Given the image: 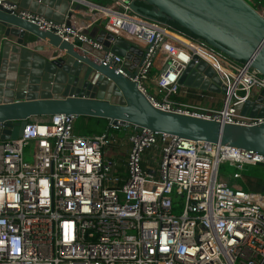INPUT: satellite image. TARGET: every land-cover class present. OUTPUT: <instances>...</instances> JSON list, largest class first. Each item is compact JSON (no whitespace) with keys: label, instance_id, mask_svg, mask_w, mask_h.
Returning <instances> with one entry per match:
<instances>
[{"label":"built area","instance_id":"built-area-1","mask_svg":"<svg viewBox=\"0 0 264 264\" xmlns=\"http://www.w3.org/2000/svg\"><path fill=\"white\" fill-rule=\"evenodd\" d=\"M2 1L11 15L77 48L103 49L68 18L56 23ZM68 1L86 8L90 18L80 17L88 28L97 26L141 52L132 56L137 63L129 61L136 71L130 80L154 108L227 125L264 123L236 110L252 92L264 91V77L248 64L134 13V0ZM101 62L124 75L122 57L107 53ZM191 62L205 63L220 81V108L173 101L188 89L178 81ZM31 120L21 137L0 139V264H264V193L245 192L219 176L229 164L237 169L232 180L238 179L245 166L264 167V156L109 124V131L127 134L123 178L117 164L104 159L109 132L76 134L72 115ZM29 144L32 163L23 159Z\"/></svg>","mask_w":264,"mask_h":264},{"label":"water","instance_id":"water-1","mask_svg":"<svg viewBox=\"0 0 264 264\" xmlns=\"http://www.w3.org/2000/svg\"><path fill=\"white\" fill-rule=\"evenodd\" d=\"M2 4L56 23L72 15L90 18L85 7L71 5L68 0H5ZM129 8L148 20L176 24L264 77V0H134ZM99 35V39L89 36L102 44V51L85 46L80 49L75 42L68 43L0 7L1 140L21 137L31 119L72 115L264 156V123L227 125L154 108L130 80L136 71H131L129 61L134 54L140 57L141 52L104 31ZM40 42L54 49L57 58L51 60L29 49V44ZM107 53L124 59V75L101 62ZM178 83L216 95L225 92L213 70L203 62L189 63ZM236 110L250 119H264V91ZM260 193H264V187Z\"/></svg>","mask_w":264,"mask_h":264},{"label":"crops","instance_id":"crops-1","mask_svg":"<svg viewBox=\"0 0 264 264\" xmlns=\"http://www.w3.org/2000/svg\"><path fill=\"white\" fill-rule=\"evenodd\" d=\"M85 1L90 2V3H94V4H98V5H105L106 4V2H105L106 0H85ZM19 10H21V9H19ZM21 11H24V10H21ZM25 12H27V11H25ZM28 13H30V12H28ZM69 21L74 26H76L77 28H83L82 32L84 34L87 33L86 35H88V36L93 34V37L96 36V38H98V39L100 38V35H99L100 28L97 26H91L88 28L87 21L84 20L82 17L72 15L71 17H68V22ZM101 31H103V30H101ZM104 32H105V34L106 33L109 34L106 31H104ZM26 37L31 38V35L26 34ZM103 40H104V38H103ZM28 46H29V49L31 51H33L34 53H38V51H39L38 54H41L45 58H48L51 60L52 59L54 60L55 58H57V52L54 49L47 46L45 43H41V42L40 43H31ZM41 48H43V49H41ZM40 50H42V51L40 52ZM185 91H186V93H184ZM258 93L259 92H256V91L252 92L251 97L255 98ZM221 97H222L221 94H217V96L215 98H213V97L208 98V97H205L201 91L188 88L186 90H182L180 92V94L173 99V101H175L179 104H182V105L195 106V107H199V108H203V109L204 108L218 109L221 107ZM35 120L45 122V121H47V118H36ZM86 125H87L86 121L76 120L75 124H74V132L76 134L81 135L79 132H81V130L84 127H86ZM1 134H2V130H0V137H1ZM110 134L112 136L111 137L112 143L109 146V148L105 151L104 159L106 161L111 162V163H116L118 166L117 167L118 174L124 178L126 176L125 170H124V162H125L126 154L128 151V143L126 140L127 134L125 131H122V130L121 131H111ZM149 158H150V155H148V153H146L143 156L144 167L147 166ZM254 168H256V167H253V166L243 167L239 173L240 177L238 179H235V180L227 179L229 182V185L236 186L237 188H239L245 192L249 191L250 193H252L250 191L249 183L245 179V176L246 177H252L254 174V172H253Z\"/></svg>","mask_w":264,"mask_h":264},{"label":"trees","instance_id":"trees-1","mask_svg":"<svg viewBox=\"0 0 264 264\" xmlns=\"http://www.w3.org/2000/svg\"><path fill=\"white\" fill-rule=\"evenodd\" d=\"M166 24L169 25L172 29H174V30H176V31H178V32H180V33H182V34H184V35H186L192 39L199 40L172 22H166ZM199 41H201V40H199ZM77 120L87 122L86 127H84L81 130V132H79L83 136L101 135L105 132L111 133V131H109V129H108L109 122L106 119L79 117V118H77ZM261 171H263V172L259 173V174L254 173L252 177H246L245 176V179L249 183L250 191L252 193H260V189L264 187V170L262 169ZM246 192H249V191H246Z\"/></svg>","mask_w":264,"mask_h":264},{"label":"rangeland","instance_id":"rangeland-1","mask_svg":"<svg viewBox=\"0 0 264 264\" xmlns=\"http://www.w3.org/2000/svg\"><path fill=\"white\" fill-rule=\"evenodd\" d=\"M163 22V21H162ZM165 23V22H164ZM169 26V25H168ZM170 27V26H169ZM156 70V69H155ZM154 70V71H155ZM203 95L205 97H213L215 98L217 95L215 94H212V93H209V92H202ZM32 121V120H31ZM32 153H33V144H29V145H26L24 147V150H23V159L25 162L27 163H32ZM264 170V167H261V166H258L256 168L253 169V172L255 174H259V173H262L263 171L261 170ZM237 170L235 169L234 166H231L229 164H225V165H222L220 167V170H219V176L222 177L223 179H232V174L235 173ZM240 173V171H238ZM181 209H182V206L181 204L178 205L175 209H174V213L175 214H180L181 212Z\"/></svg>","mask_w":264,"mask_h":264}]
</instances>
